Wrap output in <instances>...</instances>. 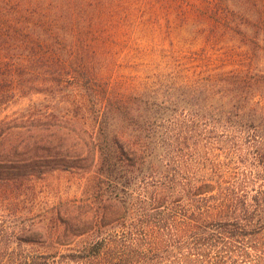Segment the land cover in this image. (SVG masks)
<instances>
[{"label": "trees", "instance_id": "obj_1", "mask_svg": "<svg viewBox=\"0 0 264 264\" xmlns=\"http://www.w3.org/2000/svg\"><path fill=\"white\" fill-rule=\"evenodd\" d=\"M0 264H264V0H0Z\"/></svg>", "mask_w": 264, "mask_h": 264}, {"label": "rangeland", "instance_id": "obj_2", "mask_svg": "<svg viewBox=\"0 0 264 264\" xmlns=\"http://www.w3.org/2000/svg\"><path fill=\"white\" fill-rule=\"evenodd\" d=\"M126 46V45H125ZM33 106L36 113H67V109L62 104H57L54 100L45 95H35L22 101L20 105L15 107L11 112L18 111L22 108ZM47 187L39 189L44 195L52 196V202H56L55 198L64 197L69 202H75L79 197L80 180L77 174L63 173L56 174L46 182Z\"/></svg>", "mask_w": 264, "mask_h": 264}]
</instances>
